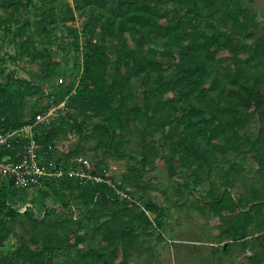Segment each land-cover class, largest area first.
<instances>
[{
	"label": "trees",
	"instance_id": "trees-1",
	"mask_svg": "<svg viewBox=\"0 0 264 264\" xmlns=\"http://www.w3.org/2000/svg\"><path fill=\"white\" fill-rule=\"evenodd\" d=\"M5 1L10 18L16 24L13 35L19 40L21 53L30 62L41 60L42 67H56V63L50 62L49 55L37 50L32 37L27 34L31 27L29 22L21 19V11L31 1ZM80 1L89 7L87 18L80 15L83 18H80L81 29H68L74 51L79 54L76 65L79 80L74 92L71 93L76 83L73 79L64 89L58 88L51 93V101L46 105L32 107L29 113L21 114L19 97L30 95L32 87L9 72L3 83L0 80V128L20 127L32 122L37 113L63 101L58 119L36 135L43 160L54 162L56 167L61 165L65 170L80 167L70 161L71 157L76 159L81 154L76 147L66 149L56 157L53 155L56 142L71 131L88 138L92 136L91 129L97 130L94 134L97 145L107 154L123 156L122 130L132 121L143 125V138L149 133L152 136L159 134L164 142L172 140L168 149L159 148L171 156L166 158L158 150L154 151V142L146 147L143 144L140 168L131 167L122 182L138 183L149 165L148 157L155 154L165 162L170 177L174 176L176 169L172 160L176 159L179 166L195 175L205 167L210 169L214 151L222 155H249L252 173L260 178L264 175V97L259 93L264 73L256 74L254 84L247 86L249 77L243 69L244 64H251L255 69L264 67V37L255 45L234 42L238 36L244 40L251 36L242 19L248 12L240 6L241 1L229 0L232 4H227L228 0H148L149 4L147 0H136L126 12L122 10V3L133 4L130 1L74 0L76 9ZM198 1L212 9L217 4L231 5L232 8L224 13L232 21L230 29L221 32L206 21L207 31L200 30V26L185 22L177 9L161 10L168 4L196 5ZM109 5H117V13L103 15L101 11ZM51 16H54L52 6L40 16V21L45 24ZM67 18L73 20L70 11ZM3 23L7 24L8 20ZM95 25L101 29L97 39L91 35ZM118 36L122 40L111 62V49L106 44ZM145 37L160 42L162 59L156 57L153 49H143ZM13 87L17 91L16 102H13ZM194 96L201 100L202 108L190 105ZM71 107L83 117L82 122L71 113ZM252 117L260 123L256 133L252 137L239 134ZM5 154L12 160H19L21 144L2 153ZM93 165V173L100 175L102 182L84 181L68 175L59 180L44 181L43 187L46 186L64 208L62 216L52 223L46 222L44 216L34 217L26 207L19 220L14 197L21 192L10 182L0 180V215L4 218V222L0 221V244L12 232L13 222L25 225L30 234L13 251L15 261L7 264H56L62 251L71 264H128L130 251L152 223L148 213L155 214L157 206L148 199L145 204L147 215L138 212L134 204L119 198L105 183L111 181V177L104 170L97 171V165ZM194 182L197 184L196 180ZM114 187L123 190L121 185ZM249 196L248 205L226 202L224 196H216L200 203V210L208 209L217 218L220 235L234 242L242 241V246L253 253L249 258L251 264H264V243L261 249H256L255 240L247 239L253 226L255 231L252 233H262L260 237L264 238V187L251 190ZM71 202L80 211L76 220L68 221L64 216L66 212L72 213ZM158 216L154 219L156 225L161 226ZM83 230L86 232L82 233ZM65 259H61V264H67Z\"/></svg>",
	"mask_w": 264,
	"mask_h": 264
},
{
	"label": "rangeland",
	"instance_id": "rangeland-1",
	"mask_svg": "<svg viewBox=\"0 0 264 264\" xmlns=\"http://www.w3.org/2000/svg\"><path fill=\"white\" fill-rule=\"evenodd\" d=\"M23 1V0H22ZM31 3L26 7V11H21V19L27 20L30 24V34L38 51L46 53L50 57V62L56 63L57 66L49 65L48 68L42 67L38 61L30 62L26 55L21 53L19 49V40L13 35L14 23L13 18H10L9 9L6 6L5 0H0V80L2 83L6 79L9 72H13L14 77L24 80L28 86L32 87L31 93L28 96H21L22 113L27 114L30 109L44 106L50 102V94L56 89H64L68 84H71L73 79L77 80L78 70L77 63L79 61V54L74 51L71 41L73 38L69 35L68 29L75 28L79 30L82 28L81 18H87L89 7L80 1L76 9L74 0H30ZM128 2L122 3V10L128 11L129 7L135 5L136 0H126ZM240 6L246 8L248 14L242 19L247 24V31H251L258 27V23L264 19V14L258 8L252 9V2L246 0H239ZM24 2V1H23ZM149 4L150 1L147 0ZM196 5L184 4L182 6L166 5L161 10L177 9L181 18L190 25L200 26V30L207 31L206 21H210L218 28L219 31L224 32L230 29L231 20L228 19L224 13L232 8L230 5H215L212 8H206L201 1L195 3ZM227 4H232L228 0ZM53 7L54 16L47 18L48 24L40 21L42 16L48 8ZM69 11L73 15V20H68ZM118 11L117 5H109L101 11L103 15L116 14ZM81 18V19H80ZM3 20H8V23H3ZM94 31L91 34L94 39L101 35V29L95 25ZM249 38L245 40L238 36L234 39L235 43L253 44L255 35L250 34ZM264 37V28L260 38ZM137 40L139 37L137 36ZM122 37L107 42L106 46L111 49L109 52L111 62L114 61L117 54L119 44ZM257 40V41H258ZM145 43L143 49H153L156 57L162 59V45L158 41H152L145 37L142 41ZM81 56V54H80ZM249 79L247 86L254 84V77L256 74L264 73V67L253 68L252 65H243ZM45 71V72H44ZM112 65L109 68L111 74ZM44 74L46 76H44ZM110 78L107 80L109 81ZM14 98L13 102L18 100L17 91L13 87ZM188 104V102L186 103ZM190 105L202 108V102L196 96L191 98ZM70 111L78 122L83 121V117L73 107ZM260 123L256 117L248 119L243 130L239 134L249 135L252 137ZM143 125L137 122L127 123L123 130L124 139V155L115 157L105 153V151L97 145L94 134L97 130H90L92 136L86 138L79 137L75 132H69L66 136L55 144L56 157L62 151L76 147L80 150L79 157L88 163H95L97 171L104 170L108 176L111 177L113 185H121L123 192L128 197L130 203L135 205L139 212H146L145 204L150 199L155 203L156 213H148V217L152 220L147 232L144 233L135 245L134 250L130 251L128 264H251L249 258L253 253L249 249L242 246V241H232L219 234V222L208 209L201 211L200 203H206L216 196H224L226 202H239L243 205H248L251 196V190H260L264 187V175L260 178L252 171L253 167L249 165V155L234 156L231 154H219L218 151L213 152V163L204 170H198L195 175L194 172L185 169L178 165V160H172L175 173L173 178L169 176L165 162L155 156L148 157L149 165L145 168L144 177L135 183L134 181L122 182L123 176L130 172V168H140L139 160L141 158V151L143 144L145 147L151 142H154V151L158 150L159 154H164L166 158H170L171 154L159 150L160 146L168 149L172 140L165 142L160 138L159 134L153 136L147 133L143 138ZM143 139V140H142ZM158 154V152H155ZM77 157H71L70 161L78 164ZM171 163V164H172ZM77 168V167H76ZM210 174H207V170ZM197 184H195V181ZM129 194H127L126 192ZM8 201V199L6 200ZM14 205L18 207V219L21 220V214L24 207L28 208L29 213L34 217H45L46 222H54L60 215L64 208H62L57 200L51 195L50 190L45 186L33 194L20 193L14 197ZM11 203V202H10ZM73 203L71 202V205ZM72 213H65L64 217L69 219H77L79 216L78 207L72 205ZM161 220V226L156 225L154 217ZM0 221L4 222V218L0 215ZM83 223L86 224L85 221ZM254 227V226H253ZM250 227V234L247 238L253 241L256 249H261L264 243V238L261 239L260 234L252 233L254 228ZM12 232L0 244V262L7 264L9 261L14 262L13 251L21 245L22 239H28L30 234L26 226L13 222L11 227ZM42 231L46 229L42 228ZM65 232V231H64ZM83 230L82 233H85ZM264 233V231H263ZM63 235V233H61ZM99 240V239H98ZM96 245L98 243H95ZM251 244V243H250ZM65 251L58 255L56 264H61V259L64 260ZM66 260V259H65ZM67 264H71L66 260ZM13 264H18L13 263Z\"/></svg>",
	"mask_w": 264,
	"mask_h": 264
},
{
	"label": "built area",
	"instance_id": "built-area-1",
	"mask_svg": "<svg viewBox=\"0 0 264 264\" xmlns=\"http://www.w3.org/2000/svg\"><path fill=\"white\" fill-rule=\"evenodd\" d=\"M79 78L76 80L71 93L77 87ZM64 102L58 105H51L47 109L37 113L34 120L25 123L20 127L9 129L0 128V180L10 182L14 189L19 192L33 194L43 187L45 180H59L64 175L75 176L84 181L102 182L103 178L93 173V163H88L79 157L77 159L80 167L64 169L54 162L46 163L39 153V145L36 143V135L47 130L51 124L61 115ZM21 144L19 160H12L9 155H2L6 150H14ZM114 189L117 196L128 197L122 190L114 187L111 181H105ZM147 215V212H145Z\"/></svg>",
	"mask_w": 264,
	"mask_h": 264
},
{
	"label": "water",
	"instance_id": "water-1",
	"mask_svg": "<svg viewBox=\"0 0 264 264\" xmlns=\"http://www.w3.org/2000/svg\"><path fill=\"white\" fill-rule=\"evenodd\" d=\"M246 1L252 2V9L254 11L259 8L264 14V0H246ZM258 24H259L258 27L255 30L250 32V34L255 35L254 42H253L254 45L257 43L259 36L262 35L263 28H264V19L261 20ZM259 93L264 97V83L260 85ZM263 109H264V105H263Z\"/></svg>",
	"mask_w": 264,
	"mask_h": 264
}]
</instances>
